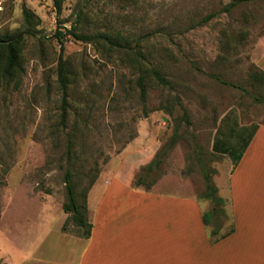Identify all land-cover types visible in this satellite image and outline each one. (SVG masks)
I'll return each mask as SVG.
<instances>
[{"label": "rangeland", "instance_id": "1", "mask_svg": "<svg viewBox=\"0 0 264 264\" xmlns=\"http://www.w3.org/2000/svg\"><path fill=\"white\" fill-rule=\"evenodd\" d=\"M232 1L64 0L60 15L53 0L7 1L0 39L23 32L25 10L40 23L13 76L0 75V264H79L86 243L72 221L62 229L67 171L89 220L106 182L124 194L156 158L146 177L156 192L200 198L207 175L215 186L228 160L214 143L236 148L237 122L264 124V81L250 77L261 70L264 0L227 12ZM73 29L114 44L77 41ZM60 57L69 68L64 125ZM153 67L170 85L147 78L143 101L138 79ZM213 210L219 237L231 227L229 206Z\"/></svg>", "mask_w": 264, "mask_h": 264}, {"label": "crops", "instance_id": "2", "mask_svg": "<svg viewBox=\"0 0 264 264\" xmlns=\"http://www.w3.org/2000/svg\"><path fill=\"white\" fill-rule=\"evenodd\" d=\"M257 62L264 71V38ZM234 128L236 148L213 150L228 160L214 180L223 209L229 206L228 232L218 237V228L211 230V200L190 192L164 195L156 192L159 184L119 194L115 181L106 182L109 188L90 220L91 236L80 239L86 244L79 264H264V124L237 122ZM207 213L213 214L208 227Z\"/></svg>", "mask_w": 264, "mask_h": 264}, {"label": "trees", "instance_id": "3", "mask_svg": "<svg viewBox=\"0 0 264 264\" xmlns=\"http://www.w3.org/2000/svg\"><path fill=\"white\" fill-rule=\"evenodd\" d=\"M85 1H93V0H85ZM256 0H233L227 7L226 11L232 10L239 4L253 2ZM55 11L58 15L62 13L63 3L64 0H53ZM82 13V12H81ZM214 16H209L206 18L205 22L209 21ZM23 20L24 26L23 32L14 34L12 36H7L5 38L0 39V75L4 78H10L13 76V73L19 66V60L21 56V45L26 36L33 35V29L36 24H39L40 21L36 18L30 11L25 10L23 13ZM69 35L72 36L77 41L81 42H95L98 40H103L104 42H108L110 45H113L114 42L108 38L107 36L100 34L97 36L85 35L76 32L75 29L68 31ZM57 37L62 41L64 34L61 32L57 33ZM59 65H58V83L60 87V92H62V113H61V125H64L67 118V107H68V87H69V68L67 63L62 59L59 58ZM251 79L254 83H262L264 81V71L257 70L256 72H252ZM147 78H154L160 85L162 86H169V82L161 73V71L157 68H150L148 70H144L141 73V76L138 79V85L140 88L141 98L143 101L146 98V80ZM186 111H185V119H186ZM187 123L190 124L189 120ZM69 150L68 153L72 154V142H69ZM177 143V133L175 132L174 136L170 141V148L172 149ZM213 150L218 151L216 143L213 145ZM238 160H235L237 163ZM161 161L158 158L153 159L152 162L149 163L147 167L144 168V174L138 176L133 185L136 188H144L146 191L152 189L155 185V181L146 182V177L150 176L154 170L159 167ZM206 178V186L207 190L200 196L201 199L211 200L214 204L222 206L224 201L216 196L217 189L212 184L210 177L207 175ZM65 186H66V202L63 205V210L66 214H69V218L63 224V231L67 230V224L72 221L74 225L79 229V237L82 239H89L92 233V223L88 218V208H87V197L84 195L83 204L79 203L78 195L76 194L75 188L72 184V174L70 171H67L65 174ZM213 214L207 213L204 214L203 220L204 224L208 227L212 221Z\"/></svg>", "mask_w": 264, "mask_h": 264}, {"label": "built area", "instance_id": "4", "mask_svg": "<svg viewBox=\"0 0 264 264\" xmlns=\"http://www.w3.org/2000/svg\"><path fill=\"white\" fill-rule=\"evenodd\" d=\"M8 0H0V11L3 10L4 5L7 3Z\"/></svg>", "mask_w": 264, "mask_h": 264}]
</instances>
